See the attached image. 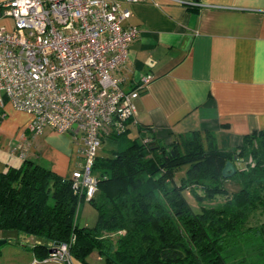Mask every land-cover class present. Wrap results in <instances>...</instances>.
<instances>
[{
  "label": "trees",
  "instance_id": "16d2710c",
  "mask_svg": "<svg viewBox=\"0 0 264 264\" xmlns=\"http://www.w3.org/2000/svg\"><path fill=\"white\" fill-rule=\"evenodd\" d=\"M206 138L193 132L169 145L134 139L111 157L96 156L91 227L77 222L85 200L71 175L30 160L0 162V232L39 240L32 249L40 262L55 244H67L83 264L91 254L104 264H264V225H247L250 213L264 216V129L244 135L232 151ZM227 161L236 174L223 178Z\"/></svg>",
  "mask_w": 264,
  "mask_h": 264
},
{
  "label": "crops",
  "instance_id": "0c3cea01",
  "mask_svg": "<svg viewBox=\"0 0 264 264\" xmlns=\"http://www.w3.org/2000/svg\"><path fill=\"white\" fill-rule=\"evenodd\" d=\"M123 7L131 12L123 27L139 32L128 49L123 89L147 75L153 79L135 100V123L121 136L102 138L98 158L134 139L169 145L193 132L204 143L210 134L219 149L232 151L244 135L264 129V0H141ZM11 25V19H0V27ZM28 121L27 114L5 107L0 162L19 167L30 160L69 177L79 165L80 145L49 129L32 137ZM17 145L21 159L12 154ZM1 240L0 264H62L37 261L32 248L40 241L34 237L1 231ZM86 262L102 261L91 254Z\"/></svg>",
  "mask_w": 264,
  "mask_h": 264
},
{
  "label": "built area",
  "instance_id": "2783aa9c",
  "mask_svg": "<svg viewBox=\"0 0 264 264\" xmlns=\"http://www.w3.org/2000/svg\"><path fill=\"white\" fill-rule=\"evenodd\" d=\"M141 0H9L0 3V109L29 116L33 136L49 129L80 145L82 162L71 172L72 188L90 201L97 190L93 165L102 138L135 123V100L153 76L123 89L136 27H123L131 12L123 4ZM148 139H143L147 143ZM24 152L20 145L12 152ZM73 264L67 244L49 258ZM37 262V261H35Z\"/></svg>",
  "mask_w": 264,
  "mask_h": 264
},
{
  "label": "rangeland",
  "instance_id": "374dc122",
  "mask_svg": "<svg viewBox=\"0 0 264 264\" xmlns=\"http://www.w3.org/2000/svg\"><path fill=\"white\" fill-rule=\"evenodd\" d=\"M34 137V136H32ZM76 146V145H75ZM77 151V149H76ZM13 156L18 157L19 159H21V155L20 152H13L12 153ZM78 163L80 164L82 162L81 157H78ZM180 175V174H179ZM178 177V176H177ZM227 188L228 190L232 191L235 190L236 186H234L233 182L227 183ZM95 199H97V195H94ZM189 202L195 206V202L194 200L188 196ZM219 201H222L221 198H217L215 201L211 202V203H204V204H209V205H214L216 203H218ZM96 220V211L94 209V207L89 203V201H85L80 207L79 210L77 212V222L79 225H85L88 227H91L94 225ZM247 225L249 226H261L264 225V216H262V214L260 213V211H255L249 214V218H248V222ZM101 264H104V262H101Z\"/></svg>",
  "mask_w": 264,
  "mask_h": 264
},
{
  "label": "water",
  "instance_id": "95a60500",
  "mask_svg": "<svg viewBox=\"0 0 264 264\" xmlns=\"http://www.w3.org/2000/svg\"><path fill=\"white\" fill-rule=\"evenodd\" d=\"M236 174V169L231 161H227L221 171V175L223 178H230ZM5 241L1 240L0 245L3 244ZM58 245V244H55Z\"/></svg>",
  "mask_w": 264,
  "mask_h": 264
}]
</instances>
